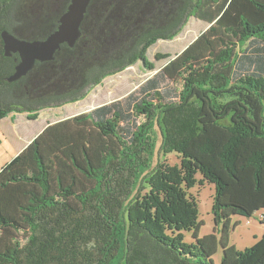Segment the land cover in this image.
<instances>
[{"label": "trees", "instance_id": "1", "mask_svg": "<svg viewBox=\"0 0 264 264\" xmlns=\"http://www.w3.org/2000/svg\"><path fill=\"white\" fill-rule=\"evenodd\" d=\"M70 1L0 0V121H35L138 63L153 72L157 42L190 18L207 28L156 54L167 62L137 92L49 123L0 170V264H214L218 246L219 264H264V235L229 245L234 217L264 211V0H91L74 47L8 83L20 59L2 32L44 40ZM204 184L215 226L200 237L188 191Z\"/></svg>", "mask_w": 264, "mask_h": 264}, {"label": "rangeland", "instance_id": "2", "mask_svg": "<svg viewBox=\"0 0 264 264\" xmlns=\"http://www.w3.org/2000/svg\"><path fill=\"white\" fill-rule=\"evenodd\" d=\"M207 25L193 18L183 27L181 33L172 41H159L155 46L148 50V58L155 64V71L148 72L143 68L141 63L126 69L125 71L115 74L100 85L88 91L86 97L81 102L66 105L62 108L42 110L38 119L29 121L22 114L17 115L11 126H8L10 117L0 121V170L17 156L27 139L36 134L47 122H56L65 118L74 117L87 113L101 105L109 104L115 101L125 99L128 95L138 91L149 78L155 75L166 64V60L157 61L154 56L158 53H166L171 58L180 53L193 40H195ZM158 144L160 137L157 133ZM156 157V155H155ZM154 157V163L156 159ZM167 165H179L180 159L176 154L167 157H159ZM197 180L201 179L200 175L196 176ZM188 195L195 199L198 209V222L201 223L199 236L209 235L213 232L215 226L212 215V201L214 196V186L204 184L196 185L188 191ZM264 211L255 213L251 218L234 217L232 225L236 224L231 230L229 245L235 247L237 251H244L251 247L264 235V220L261 215ZM220 227L217 228V232ZM185 241L191 242L189 233H185ZM222 250L218 246L217 253L213 257L214 264L221 261Z\"/></svg>", "mask_w": 264, "mask_h": 264}, {"label": "water", "instance_id": "3", "mask_svg": "<svg viewBox=\"0 0 264 264\" xmlns=\"http://www.w3.org/2000/svg\"><path fill=\"white\" fill-rule=\"evenodd\" d=\"M90 2L91 0H71L67 10L59 18L57 29L44 40H19L6 31L2 32L4 55L10 57L12 54H18L20 59L7 82L13 83L25 77L36 62L54 60V55L61 45L66 44L73 48L81 36L80 27Z\"/></svg>", "mask_w": 264, "mask_h": 264}, {"label": "crops", "instance_id": "4", "mask_svg": "<svg viewBox=\"0 0 264 264\" xmlns=\"http://www.w3.org/2000/svg\"><path fill=\"white\" fill-rule=\"evenodd\" d=\"M81 102V101H80ZM76 103H78V102H76ZM75 104V103H74ZM70 105V104H69ZM23 116H24V114H23ZM10 117V119H9V123L7 124L8 126H11L12 124H13V120H14V118L16 117V115H10L9 116ZM24 117H26V115L24 116ZM49 123H54V122H49ZM48 123V124H49ZM47 122L44 124V126L42 127V129H40L36 134H34L33 136H31V137H29L28 139H27V143L23 146V148L25 147V146H27L29 143H30V141L33 139V138H35L47 125ZM22 148V149H23Z\"/></svg>", "mask_w": 264, "mask_h": 264}]
</instances>
